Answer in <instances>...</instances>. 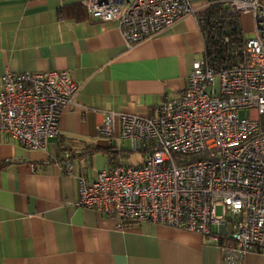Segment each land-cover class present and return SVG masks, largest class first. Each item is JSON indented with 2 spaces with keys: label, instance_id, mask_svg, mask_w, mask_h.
Listing matches in <instances>:
<instances>
[{
  "label": "built area",
  "instance_id": "obj_1",
  "mask_svg": "<svg viewBox=\"0 0 264 264\" xmlns=\"http://www.w3.org/2000/svg\"><path fill=\"white\" fill-rule=\"evenodd\" d=\"M84 5L93 18L117 21L128 46L210 7L239 18L242 40L221 65L204 50L192 63L187 87L166 95L153 116L105 112L98 134L118 150L128 151L129 143L142 158L110 162L94 178L85 169L75 174L67 161L79 183L75 205L113 219L118 229L156 223L199 233L219 248L223 264H246L248 252L264 253V0ZM247 16L254 25L250 37ZM0 78V130L26 148L46 149L60 137L63 109L75 101L80 85L58 69L7 70Z\"/></svg>",
  "mask_w": 264,
  "mask_h": 264
},
{
  "label": "crops",
  "instance_id": "obj_2",
  "mask_svg": "<svg viewBox=\"0 0 264 264\" xmlns=\"http://www.w3.org/2000/svg\"><path fill=\"white\" fill-rule=\"evenodd\" d=\"M85 1L0 0V77L58 69L80 85L63 109L60 137L46 149L26 148L0 130V264H223L199 233L156 223L118 229L75 205L79 183L67 161L75 174L85 169L94 178L112 161L90 147L118 151L98 134L105 112L153 116L166 95L187 87L205 50L193 14L128 46L118 22L93 18ZM244 26L254 32L251 16ZM245 262L264 264V253L250 251Z\"/></svg>",
  "mask_w": 264,
  "mask_h": 264
},
{
  "label": "trees",
  "instance_id": "obj_3",
  "mask_svg": "<svg viewBox=\"0 0 264 264\" xmlns=\"http://www.w3.org/2000/svg\"><path fill=\"white\" fill-rule=\"evenodd\" d=\"M199 25L205 39V52L212 63L223 64L232 54L233 49L241 45L242 25L239 18L221 11L218 7H210L197 14ZM223 33L231 36L229 43L225 42ZM90 151H100L108 154L111 163H120L121 153L124 150L114 152V147L108 148L93 146Z\"/></svg>",
  "mask_w": 264,
  "mask_h": 264
},
{
  "label": "rangeland",
  "instance_id": "obj_4",
  "mask_svg": "<svg viewBox=\"0 0 264 264\" xmlns=\"http://www.w3.org/2000/svg\"><path fill=\"white\" fill-rule=\"evenodd\" d=\"M254 34L252 31L246 32L247 37H250ZM243 116L247 113L245 111H242L241 113ZM128 151L121 153V159L125 163H135L139 161L142 158V154L140 152L130 151L129 143H126ZM219 213L221 212V208H218Z\"/></svg>",
  "mask_w": 264,
  "mask_h": 264
}]
</instances>
